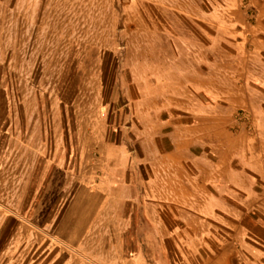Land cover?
Returning a JSON list of instances; mask_svg holds the SVG:
<instances>
[{
    "label": "rangeland",
    "instance_id": "374dc122",
    "mask_svg": "<svg viewBox=\"0 0 264 264\" xmlns=\"http://www.w3.org/2000/svg\"><path fill=\"white\" fill-rule=\"evenodd\" d=\"M211 92L234 98L213 103L264 156V5L0 0V264H71L76 190L106 179L118 145L145 157L157 119Z\"/></svg>",
    "mask_w": 264,
    "mask_h": 264
},
{
    "label": "crops",
    "instance_id": "0c3cea01",
    "mask_svg": "<svg viewBox=\"0 0 264 264\" xmlns=\"http://www.w3.org/2000/svg\"><path fill=\"white\" fill-rule=\"evenodd\" d=\"M207 95L157 119L145 157L118 145L106 179L76 190L62 216L71 264H264V156L213 103L234 98Z\"/></svg>",
    "mask_w": 264,
    "mask_h": 264
}]
</instances>
